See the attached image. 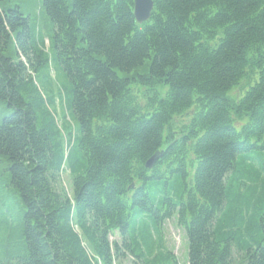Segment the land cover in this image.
I'll return each instance as SVG.
<instances>
[{
    "label": "trees",
    "instance_id": "1",
    "mask_svg": "<svg viewBox=\"0 0 264 264\" xmlns=\"http://www.w3.org/2000/svg\"><path fill=\"white\" fill-rule=\"evenodd\" d=\"M38 2L0 0L7 264H180L172 219L186 264H264V0Z\"/></svg>",
    "mask_w": 264,
    "mask_h": 264
},
{
    "label": "rangeland",
    "instance_id": "2",
    "mask_svg": "<svg viewBox=\"0 0 264 264\" xmlns=\"http://www.w3.org/2000/svg\"><path fill=\"white\" fill-rule=\"evenodd\" d=\"M11 6L15 7L16 5L23 4V10L26 15H38L40 14V6L38 0H10ZM22 3V4H21ZM239 91L234 90L231 93V96L235 98L238 96ZM58 118L61 121L62 113L65 115H69L67 111L66 104V96L63 94V104L57 107ZM12 110L3 102H0V122L4 117L10 115ZM76 122H70V126L72 127V131L76 132ZM9 168V163L3 158L0 157V178H4ZM63 185L69 190L71 185V178L68 173H66L63 177ZM0 200L1 194H0ZM164 234L167 241V246L170 250H172L179 260L180 264H186L188 259V241L187 237L184 233L182 227H180L175 219L169 220L164 224ZM115 237L113 238V240ZM15 249H11V247L7 244L6 239L0 232V264H7L10 255L14 254ZM125 264H130L129 262Z\"/></svg>",
    "mask_w": 264,
    "mask_h": 264
},
{
    "label": "water",
    "instance_id": "3",
    "mask_svg": "<svg viewBox=\"0 0 264 264\" xmlns=\"http://www.w3.org/2000/svg\"><path fill=\"white\" fill-rule=\"evenodd\" d=\"M153 6V0H134V16L138 24H143L150 19ZM148 167H152V161L148 163Z\"/></svg>",
    "mask_w": 264,
    "mask_h": 264
}]
</instances>
